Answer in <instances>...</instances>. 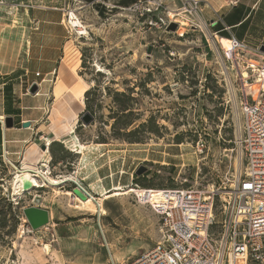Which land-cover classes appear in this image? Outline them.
Returning a JSON list of instances; mask_svg holds the SVG:
<instances>
[{"label": "rangeland", "instance_id": "1", "mask_svg": "<svg viewBox=\"0 0 264 264\" xmlns=\"http://www.w3.org/2000/svg\"><path fill=\"white\" fill-rule=\"evenodd\" d=\"M33 1L0 0V8ZM138 1L121 6L116 0H67L66 61L91 89L89 111L83 97L74 113L63 106L60 110L48 86L32 94L19 80L5 90L17 101L21 92L16 88L22 86V93L41 105L38 111H19L22 117L16 119L38 120L34 133L43 156L40 169L49 168L58 181H74L41 184L15 197L12 182L23 163L8 157L11 166L0 159V264L131 263L158 244L161 218L136 194L116 193L194 187L206 192L245 170L240 81L222 45L213 46L214 31L180 18L174 20L188 25L170 23L167 14L181 7L179 0H164V8L153 13L136 8ZM70 12L88 34L71 27ZM21 36L14 41L8 34L0 36V59L7 49H19ZM18 60L13 59L14 68ZM87 113L94 122L84 126L81 117ZM62 127L65 135L57 138ZM90 197L103 200L98 213L76 201ZM29 208L48 211L49 224L33 230L24 213ZM43 243L52 245L50 252Z\"/></svg>", "mask_w": 264, "mask_h": 264}, {"label": "built area", "instance_id": "2", "mask_svg": "<svg viewBox=\"0 0 264 264\" xmlns=\"http://www.w3.org/2000/svg\"><path fill=\"white\" fill-rule=\"evenodd\" d=\"M163 1L139 0L134 6L153 13L164 8ZM179 1L181 7L172 16L167 14L170 23L181 27L174 20L180 18L211 31L216 23L206 21L205 3ZM211 37L220 48L219 33L211 31ZM228 42L229 47L221 51L240 81V142L245 170L228 179L230 185L223 182L206 192L195 187L165 189L157 192L154 202L137 196L161 218V237L152 250L127 264H264V54L234 37ZM43 82L34 84L40 90ZM3 158L8 161L5 150ZM145 192L147 198L152 197L153 191Z\"/></svg>", "mask_w": 264, "mask_h": 264}, {"label": "crops", "instance_id": "3", "mask_svg": "<svg viewBox=\"0 0 264 264\" xmlns=\"http://www.w3.org/2000/svg\"><path fill=\"white\" fill-rule=\"evenodd\" d=\"M116 1L122 5V0ZM200 1L205 3L206 21L210 24L216 23L212 30L219 33L221 38L228 40L234 37L251 48L264 46V0ZM10 7L0 8V36L8 34L13 41L19 34L22 36L19 49L17 51L7 49L0 59V67L7 68L5 72H0V112L3 113L0 116L3 115L6 119L13 118L15 122L14 128L7 129L0 121V159L5 150L10 160L23 163L26 161L27 152H35L27 162L40 168L43 156L35 147L38 140L37 133H34L38 120L23 118L18 122L16 119L22 117L19 111H38L41 105L35 103L34 97L30 94L22 93V86L26 84L27 89H30L35 81L44 80L40 90L43 86L50 87L51 95L56 99L60 110L63 106L65 111L71 110L73 113L75 106H79L78 98L85 99L90 88L86 87L83 78L77 72L78 68H74L68 60L66 61L70 33L64 23L69 10L67 0H35L30 6L18 4ZM20 55L23 60L19 62ZM14 58L20 63L16 68L12 65ZM36 74H40L41 77L37 78ZM19 80L22 86H18L16 90L21 94L16 97V101L11 91L6 94L5 90H10L12 83ZM27 122L31 123L30 129L23 128V124ZM65 130V127H62L59 133L63 135Z\"/></svg>", "mask_w": 264, "mask_h": 264}, {"label": "bare ground", "instance_id": "4", "mask_svg": "<svg viewBox=\"0 0 264 264\" xmlns=\"http://www.w3.org/2000/svg\"><path fill=\"white\" fill-rule=\"evenodd\" d=\"M171 12H173V11H171ZM69 15H70L69 24L71 25V27L72 28H80L79 33L82 36L88 34L87 33V29L83 26L82 22L79 20V18L75 14V12H70L68 14V16ZM172 15L173 14L171 13V16ZM187 25L188 24L186 22H184V23L182 22V26H187ZM203 27H204V25H203ZM218 40H219L220 44L222 45L223 49H227L229 47V42H228L227 39H223L221 37H218ZM216 45H217L216 42L213 41V46H215V48H217ZM244 74H245V72H244ZM231 85H232V83H231ZM81 103L85 105L84 100H81ZM4 120H5V116H3V115L0 116V121L4 122ZM64 124H66V122H64ZM73 131H74V129L71 128L70 130H68V134L70 132L72 133ZM63 135L61 133H59V131H57V133H55V136H57V138H60ZM46 142H47V146L51 145V140L50 139H47ZM35 146L39 148V145L37 143L35 144ZM34 153L35 152L26 154V161L23 162L22 169H18L17 173L15 174V179L12 182V189H13V194H14L15 197L16 196H23V194H26L27 192H31V190H33V189L40 188L41 184L44 185L45 183L46 184L48 183L51 186H58V185L62 184L65 181H74L73 178H67V179L65 178L64 181H58L57 179H55V178L50 176L49 168H48L47 171L45 169L41 170L40 168H37L36 166H33L30 163H28L27 159L31 158ZM7 162H9V160ZM44 166L48 167L47 165H44ZM33 172L36 173V174H34ZM115 190H118V189H115ZM151 191H153V193L151 192L152 197H150V198H147L148 195L145 192V190H143V189H135V188H130L125 194L116 193V196L129 195V194H134L135 195L136 194V196L141 197V198L142 197H146V199H148L149 202H154L156 197H157V195H158L157 192L159 190H151ZM66 195L67 196H72V193L66 192ZM76 201L80 204V206H79L80 208L81 207L87 208L90 212H94V213H98L100 211L99 210L101 208L100 206H102V203H103L102 199L97 200V199H95L93 197H90L88 199V201H83V200H81L79 198H76ZM42 247L47 252H50L51 249H52V245L50 243H43Z\"/></svg>", "mask_w": 264, "mask_h": 264}, {"label": "water", "instance_id": "5", "mask_svg": "<svg viewBox=\"0 0 264 264\" xmlns=\"http://www.w3.org/2000/svg\"><path fill=\"white\" fill-rule=\"evenodd\" d=\"M173 30L177 28L175 24L172 25ZM260 52L264 54V46L260 48ZM30 93L35 94L38 91V87L36 84H33L30 88ZM81 121L83 122L84 126H89L94 122V117L90 114H84L81 117ZM14 126V122L12 118H7L5 121V127L6 128H12ZM31 127V123L27 122L23 124V128H29ZM43 151L47 150V147L44 146L42 148ZM143 172H145V169L139 171L137 174L141 175ZM78 194L80 197L82 196L79 192ZM83 197V196H82ZM26 219L30 223L33 230H39L40 228L46 226L50 222V214L48 211L39 209V208H29L24 211Z\"/></svg>", "mask_w": 264, "mask_h": 264}, {"label": "trees", "instance_id": "6", "mask_svg": "<svg viewBox=\"0 0 264 264\" xmlns=\"http://www.w3.org/2000/svg\"><path fill=\"white\" fill-rule=\"evenodd\" d=\"M137 0H122V5L121 6H126V5H130V4H133L135 3ZM91 92V89L86 93L85 95V106H86V110L89 111V104H88V95L90 94ZM128 110H125L123 112H126ZM115 128V127H114ZM56 146L55 144L52 145V147ZM53 161H54V158H53Z\"/></svg>", "mask_w": 264, "mask_h": 264}]
</instances>
